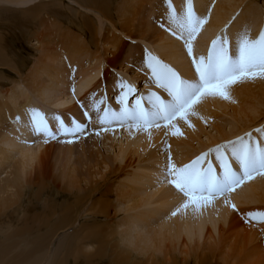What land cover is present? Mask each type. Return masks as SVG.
Masks as SVG:
<instances>
[{
  "label": "rangeland",
  "instance_id": "rangeland-1",
  "mask_svg": "<svg viewBox=\"0 0 264 264\" xmlns=\"http://www.w3.org/2000/svg\"><path fill=\"white\" fill-rule=\"evenodd\" d=\"M18 1L19 0H12V2L10 0H0V108L3 109L4 112L0 114V153L3 154L1 150L7 148L6 136L9 128L11 129V127H8L10 125L9 116L12 114H16V118V116L18 115L17 107L13 103L14 100L11 101L10 99V96L13 93L24 91L26 92V94L30 93V97L34 99L33 105L35 107L37 105L36 109L38 108L39 110L44 107V102L35 97V93L41 89L42 85L47 86L48 90H50V87L56 89H52L49 93V95H52L53 98L58 99L59 101L67 99L69 95L68 91L75 83L78 82V80H80V74L76 71L78 65L73 64V61H75V59L72 60L73 56H70L72 55L71 52L73 51V55H76V59L78 57L83 59L84 63H86L84 64V67L88 69H91L98 59H102L103 61L101 63H103V72L105 73L104 76L98 79L96 85L89 93H87L84 97L75 100L76 102L74 103L76 104V108L74 111H72V114L74 113V115L71 114V111H65L68 110V108H70L71 104L73 103H66L64 105H61L60 107L55 106L54 103H52L51 105H47V109L53 111L52 116L54 114H58L59 116L61 115V118L65 123L71 120L70 117L75 116L78 117L82 124H87L84 132L72 138L73 154L71 157H68L67 149L63 147L64 140H61L60 137L50 140V148L43 153V162H45V165L43 167L41 166V168L44 170V172H47L50 175L48 180H50L51 183L54 182L55 185L61 187L58 188L59 191L57 189H54L53 187L48 186L44 189L45 191L42 192V195L39 197V199L31 201L30 198L33 194V190L39 193V188L37 187L29 190L25 197L22 198L21 196L22 199L19 198V200L22 201L20 210L15 211L13 214H11V218L9 219H0V222H2V224L0 223V226H3L5 228L9 224L8 221H10L11 219L12 224L17 225L18 221L22 220V215L25 213V209L27 207L29 208V202H31V213H35L37 214V216H35L30 221H24L25 224L34 223L39 225L41 223H47V225H49L50 227H56L53 232L54 235L51 237L52 240H50L51 244H49V250L46 249L45 251L39 252V254L35 253V257H31L32 259L30 258L29 261H34V263L32 264H61L60 262L61 260H63L65 252L56 251V247L59 244L64 245L66 243V237L70 236L71 234H73L74 236L75 234H77L76 237L80 239L81 235L85 233L86 235H92L96 237L94 233L102 232L103 237L95 239H97L99 242H102V238H104V240L106 239V244L104 245V247L110 255L103 256V259L98 258L99 260L97 262L101 261V264H140L141 258H143L142 261H144V259H148L149 264H202V257L204 255L212 257L205 261V264H264V221L260 220L259 218L248 216V213L250 212H264V202H244V205L239 204L235 206L236 209H232L233 212L231 213V215L235 218L232 217L231 219V216L229 218L232 221L236 220L243 222V225L245 226L244 229H242L243 227H241V229L239 228L234 231L228 232V234L224 230H222L223 225L220 224V226L222 225L221 228L219 227V225H217V229L216 231H214L209 221L207 225L208 231H213V238L205 239L203 236L200 239L199 243H197L198 237H195V242L189 243L186 246L185 242L187 240V237L183 233V237H181L180 240H177L175 238L171 239V241L168 243L164 242V245L167 248L161 249L159 246L155 245L153 248L151 247L149 251L145 252L141 251L137 246L131 245L129 247V250L132 251L131 254L134 255V258H128V261H126V263H119L115 261L113 257L115 244L120 240V236H116V238L112 239V235H109V233H112L110 229H112L113 226L111 225L116 224L118 221L114 208L110 207V219L100 218L98 220L90 218V212L85 209H82L79 212V217H77L75 214V212L78 211V209H76L77 207H72L70 210H68V212H62L60 208V204L69 199V194L65 193L62 188H68L69 185H74V187L76 188L77 186H82L89 189L91 187H96L100 189L97 192H112L113 195L111 198L115 200L117 197L119 198V194L122 191L130 190L129 197L126 196V199L128 198L129 201L125 200L126 204L129 202L128 205L134 203L136 200H138L137 197L139 195L142 196V194L146 192V194L148 195L146 197L150 198L148 209H156L158 200L163 197L167 188H165L164 190L161 186V189L160 187H158V185L155 186L156 181L149 180L148 178H146V175L150 176V174L156 171L157 168H163L164 162L169 153L171 154L172 162L177 166H182L184 164L190 163L193 159H195L202 153L209 152L210 149H214L217 145L224 144L227 141H234L237 137L244 136L245 133L251 132L253 136L256 135L255 137L259 139L260 134L256 133L254 130L257 128H264V96L249 97L251 96V93H246L247 95L245 94L241 96L237 95L234 92V99H236V101L238 102H242L245 99L244 97L248 98V101L246 103H242L241 106V109H246V112L240 115H237L230 108H222L224 107L223 100L221 103L219 101L218 105L221 104V109L218 106L220 112L217 116L216 121L214 122V126H216L217 129L215 127H212L210 123H207L206 129L203 131L204 135L202 134V141H199V138H197L193 142V144L187 143L186 141H183L182 144V142L178 143L171 140L169 141V137L167 140V136L164 135L160 142H156L157 144L151 145L152 147L150 146L146 151L140 149L139 152L135 153V155L132 154L127 158H124L123 160L121 157L116 158L115 155L118 151V140H114L113 138H111L112 136L108 134L111 132V129L112 131H114L120 128V135L115 133V136H113L116 137L118 135V137L120 136L118 139L120 140V138L122 137V141L125 142V138L127 139V137L124 131H126L125 127L127 124H121V126L119 125V123H113L110 125L108 124V128L106 126L107 132L104 131L107 139L104 140L103 137L99 135V130H102L103 127L101 128V125L92 121L95 116L97 117V112L94 111L93 107L91 106V102H93L92 96L93 99L94 97H99L97 98L98 101L103 98V103L99 104V108L101 110L106 107L113 108V110L119 109L121 106L119 104V99L122 89L118 87L117 84L122 80L132 85L135 89V92L127 97L130 106L134 104L135 97H144L146 95V100L149 93H156L162 98L167 99V94L162 89L158 88L152 81L151 72L146 67L145 63L147 55L150 54L151 56L158 58L161 62L171 67L178 74H181L180 76L182 78L185 77V75L182 74L183 72L187 71L186 65L188 63L184 64V69H181L182 65L178 66V64H182L184 57L187 62L192 61V59L187 55L188 53L184 55L182 54L183 58H181L180 56L179 59L177 58L178 60H175L176 62L174 61V59H172V61L169 60V58H167V60L165 59L166 57L163 58L164 51H169L176 55H181L178 52H175L177 48L173 44H170L169 47L164 49V47L167 46L166 44L173 43L179 39L177 38V36L172 34V31L169 30L171 25L168 24L169 21L167 19V8L165 0H151L149 2L146 0H137L138 2L143 1V3L140 2L139 4H137L138 2L136 0H106L107 14L105 15L102 13L103 20L101 22H103V26L101 27H99V24L101 22L96 16L97 13L100 14V10L97 9V7L86 5L85 3H83V0H33L31 2L25 3H23L22 0L21 2ZM230 2H232L233 4L235 3L233 6L234 10L232 9L231 14L229 15V17H227L228 19H226L224 23L220 25V27L217 28L216 31H214L215 34L213 39L217 38V36L226 35L230 41L231 50L232 48H234L236 43V41L233 40H236L237 34L239 32L241 33L247 30L250 37L254 39L260 33L261 28H264L263 24L261 25V27H259L261 20L260 14H264V0H230ZM185 3L186 0H172V5L177 12L180 10V8L184 10ZM192 3L194 11L197 12L201 2L192 0ZM163 9L165 12H163ZM251 11L252 14L254 13V15L259 13L258 16H251ZM96 27L100 29L102 28V32L100 31L99 34L101 36H97L99 37L97 38V41H95V39L93 38ZM46 28L47 30H45ZM204 28L206 30V26L203 25V28L198 33V37L200 39L199 44L197 46H193V55H197L198 53L197 56L195 55V57L197 58L203 55L202 52H205L209 49L213 40H208V46L204 39L207 40L208 38H210L209 36L211 34L208 33V29L205 31ZM237 29L238 31H235ZM257 29L260 31H258ZM162 31L167 32L165 34L169 36L167 37L168 39H170V41L166 40L167 42H163L159 39ZM206 33L209 36L205 35ZM230 33H234V35H231ZM230 35L232 36V38ZM233 36L235 38H233ZM106 38H109L110 40L106 41L114 44L116 48L110 49V47L106 44L102 46L101 43H103ZM201 39L204 40L203 42H205V44H203V42H200L202 41ZM72 47H74L75 50L70 49ZM197 47L202 48L197 49ZM197 51H201L200 53L202 54H199V52ZM47 52L52 54V56L47 57ZM186 52L187 49H185L183 53ZM207 53L208 51L205 52L204 55L206 56ZM96 56H98V58H96ZM76 61H78V59ZM183 62L186 63L185 60ZM50 67L52 68V71L50 70V76L52 78L51 81L49 79V74L47 73ZM177 68H179L180 71ZM53 69L56 70L53 71ZM33 70L34 74L37 76L38 82L33 86H28L26 79H29ZM57 72L58 75H56ZM57 79L64 80V82L56 88L54 87V85H56L55 82L57 81ZM25 97L26 96L18 97L21 98V100L18 99L17 102L23 103L26 100ZM48 101L51 100L48 99ZM59 101H57V103ZM81 105H83V107ZM1 109L0 111H2ZM257 109L259 112L257 111ZM85 112L88 113V116L91 118L90 120L85 116ZM234 113L237 116H235ZM258 113L260 115H258ZM66 114L69 115L67 116ZM255 116L256 119L254 120L252 117L255 118ZM175 120H177V118L171 121V123H173ZM218 121L221 125L218 124ZM49 123L53 127V129H55L56 122L50 120ZM171 123H168L166 125L163 124V127H167V125L169 126ZM217 124L221 131H218ZM244 126L245 128H243ZM128 127L131 128L132 126L130 127L129 125ZM209 133L211 134L212 139L214 138L215 141L206 140L205 135ZM34 137L33 140L30 141L31 143H27L32 148H36V144L38 142L37 138H39L40 136H36V139ZM164 138L165 140L163 142ZM162 142L165 144V146H162ZM200 143H203V146H201ZM180 154L182 156L181 158H178L180 157ZM225 155L226 158L231 163H233L232 166L234 168H238V165L234 163V160H232L230 153H226ZM17 158L20 157L17 156L16 153V160H12L13 162L15 161L13 163L14 165L16 164V161H19L17 160ZM214 159L215 153H210L206 160L203 162V165L207 166V163L211 162L214 169L220 171L219 162ZM4 175L5 172L0 175V179L3 178ZM257 175L258 174L254 175L253 177H256ZM252 178L246 179L240 185L241 187L239 186L233 191H230V193L228 192L226 194L229 196L231 192H234L239 188L241 192L245 191L244 187L246 182L248 180H251ZM134 186H137L139 188L132 189ZM166 187L175 189L169 184H167ZM60 191L64 192V195L63 193L58 195L57 192ZM226 194L225 196L216 197L213 201H216L217 198H227L228 196ZM96 196L97 198L101 197V195ZM133 198L135 200H133ZM46 200H48L49 202ZM131 200L133 201L130 202ZM70 201L73 202L74 199L72 198L70 199ZM44 204H47L49 206H45ZM173 204H175V201H172V203L170 204L171 206L167 205L168 208H165V212H171L172 206L173 209L175 208V205ZM143 206L141 204L140 206L136 207L135 210L131 209L132 211H128L127 209L125 211H122L118 213V218H121L122 216H133L138 213L137 210L144 208ZM52 207L55 210V213L53 215L51 214L47 220L45 214L47 211L53 212ZM20 211L22 212V214L20 213ZM160 216L162 215L154 218L153 224H156V222L158 224V222H160ZM187 216L189 217L190 214H188ZM77 218H79L78 221ZM192 219H194V217ZM230 219L227 220V223L224 226L225 228H228L231 222ZM60 220H62L64 223H68L65 224V227L58 228V231L57 225H59ZM137 226L138 223L137 225H132V228L134 230L135 228L136 230H140L139 228L146 229V227H148L147 225H142L141 223L138 226L139 228ZM143 226H145V228ZM126 228L127 226L124 225L120 228V230ZM247 228L248 231L249 229H251L250 231L253 234H251L250 231L248 233ZM45 230L46 228H44L43 231ZM252 231H256V233ZM235 236H237L238 239ZM240 237L243 239H241ZM250 237L252 242L250 241ZM11 240L13 239L8 240L7 242ZM226 240H228L229 242L232 240L229 243L232 247L229 246L228 241L226 243V246ZM83 241L85 243L89 241L87 236L83 239ZM7 242L5 241L4 243ZM70 244L74 245V242ZM91 244L93 245L94 249L100 247V243L93 242ZM237 247L240 249H238ZM125 248L126 247H124V249ZM154 248H160V250H156L154 252ZM18 251L19 250L16 249L4 254V263L1 264H11L13 259L15 260L18 256ZM152 253L154 254V256H151ZM141 254H144V257H141ZM90 256L91 255H86L85 257L86 259L88 258L87 260H89ZM150 257H154L155 259H153L152 261ZM73 259L74 257L72 256V261L70 262V264H74ZM5 260L9 262H6Z\"/></svg>",
  "mask_w": 264,
  "mask_h": 264
},
{
  "label": "bare ground",
  "instance_id": "bare-ground-1",
  "mask_svg": "<svg viewBox=\"0 0 264 264\" xmlns=\"http://www.w3.org/2000/svg\"><path fill=\"white\" fill-rule=\"evenodd\" d=\"M10 1L12 2V0H10ZM31 1H33V0H22L23 3L31 2ZM146 1L149 2L151 0H146ZM197 1L201 2V4L199 5L200 7H199L198 11L196 12V14L200 17H206L207 18V24H205L204 26H206V30L208 29L207 30L208 33L211 34L210 36L207 33L205 34V35L210 37L207 40L204 39V37H203V39L207 43L208 40L213 39L214 34H215L214 31H216L217 28H219L220 25H222L224 23V21L226 19H228L227 17H229V15L231 14L232 9L234 8L233 6L235 3L233 4L232 2H230V0H197ZM232 1H234V0H232ZM18 2H21V0H19ZM140 2L143 3V1H139L137 4H139ZM13 3H15V2H13ZM83 3H85L86 5H89L91 7L92 6L97 7V9L100 10V14H98V13L96 14V16L98 17L100 22L103 20V14H105V15L107 14V12H106V7H107L106 6V0H83ZM27 4H25V5H27ZM126 4H127V2H126ZM21 6H23V5H21ZM181 11H183V10L180 8V10L178 12H181ZM163 12H165L164 9H163ZM250 13H251V16H253V17H257L259 14L258 13L256 15H254V13L252 14V11ZM251 16H249V17H251ZM260 17H261V20H260V26L259 27H261L262 24L264 26V14L263 15L260 14ZM102 23L103 22H101L99 24V27L103 26ZM168 24H167V26H168ZM45 30H47V28ZM204 30H205V28H204ZM239 30H241V29H239ZM100 31L102 32V28L101 29L98 27L95 28V32L93 35V38L95 39V41H97V38H99L97 36L100 34ZM235 31H238V29ZM258 31H260V30H258ZM165 33H167V32L162 31L159 39L163 42H165L166 40L170 41V39H168L169 36L166 35ZM230 34L234 35V33H230ZM99 36H101V35H99ZM231 38H232V36H231ZM233 38H235V37L233 36ZM106 40L109 41L110 39L106 38L105 41L103 43H101L102 46L106 44L107 46L110 47V49L116 48L114 44H112L111 42H108ZM199 40L200 39L197 35L196 39L192 42L193 46L194 45L197 46L199 44ZM204 40H202L200 42H203ZM233 41H236V40H233ZM170 44L171 45L173 44L174 46H176L178 51L175 50V52H178L181 55H178V54L176 55V54L171 53L169 51L168 52L164 51V57L163 58L166 57L165 58L166 60H167V58H169V60L174 59V61H175L177 58L179 59L180 56H181V58H183L182 56L184 54H187V52L183 53L184 50L186 49L183 40L178 39L173 43L166 44L167 46H165V47L163 46L164 49L169 47ZM203 44H205V42H203ZM232 45H234V44H232ZM208 46H209V44H208ZM201 48L197 47V49H201ZM70 49L75 50L74 47H72ZM207 51L208 50H206L205 52H207ZM48 52H50V51H48ZM197 52H199V51H197ZM200 52H199V54H202V53H203V55L205 54V52H202V53H200ZM71 53H72V55H70V56L71 57L73 56L72 60L75 59V61H73V64L78 65V68L76 66L75 67L77 68L76 71L80 74V80H78V82L75 83L72 86V88L68 91V94H69L68 98L61 100V101L53 98L52 95H49V93L51 92L52 89L53 90H56V89L50 87L49 88L50 90H48V87L44 86V85H42L41 89L35 93V97L39 98L42 102H44L43 103L44 105L42 104L44 107H42V109L40 111L45 113L49 117V121L52 120L51 116H52L53 111H51L50 109H47V105H51L52 103H54L55 106L60 107L61 105H64L66 103H73V104H71L70 108H68V110H65L66 112L71 111V114H72V111H74L76 108V104L74 103V102H76L75 100H77L81 97H84L87 93H89L94 88V86L96 85V82L98 81V79H100L105 74L103 72V63H101L103 61L102 59H98L96 61V63L94 64V66L91 69H88V68L84 67V64H86V63H84L83 59L78 57L77 58L78 61H76L77 60L75 57L76 55L75 56L73 55L74 51ZM48 54H46L47 57L52 56V54H50V53H48ZM193 54H194V52H193ZM197 55H198V53H197ZM126 57H128V56H126ZM96 58H98V56H96ZM100 58H102V57H100ZM184 58H183V61L185 60L186 63H184L182 61V64H180L179 63L180 61H179L178 66L182 65L181 66L182 68L181 67H179V68L184 69L183 68L184 64L188 63L186 65L187 71L183 72L182 75H185V77H184L185 79L191 80V79L195 78V71L193 69V65L191 64L192 61L187 62L186 59H184ZM108 60H111V59H108ZM7 63H5V64H7ZM18 63H19V61H18ZM66 63H68V62H66ZM66 63H65V65H66ZM58 66H60V65H58ZM179 68H177V69L180 71ZM59 69H61V68H59ZM50 70L52 71L51 67L49 68V71H47V73L49 74V79L51 81L52 78L50 76L51 75ZM54 70H56V69H53V71ZM56 75H58V72L56 73ZM179 75H181V74H179ZM26 81L28 83V86H33L35 83L38 82L37 76L34 74V70L31 72V76L29 77V79H26ZM63 82H64V80L57 79V81L55 82L56 85H54V87L57 88ZM146 88H147V86H146ZM229 91H230L229 99H223L219 96H204V97H202L198 103H196L195 105L192 106V108L189 109V113H194V114H187L186 113L185 118H181L179 116V117H177V120H175L169 126L167 125V127H163V124H162L159 128L150 127L147 130H140V129H137L136 127L133 128V126L132 127L130 126L131 128H129L128 123H124V124L128 125V126L126 125V127H125L126 131H124L122 129L124 131L126 137H127V139L125 138V142L122 141V137L119 140L118 138L120 136L118 137V135L116 137H114L115 133L119 134L121 132L120 128L116 129L114 131H112V129H111V132L110 133L108 132L109 133L108 135L112 136L111 138H113L114 140H118V143H117L118 146L116 145L118 147V151L115 155L116 158L121 157L123 160L124 158H127L128 156H130L132 154L135 155V153L139 152L140 149H143L144 151H146L147 148H149L151 145H154V144H157L158 142H160V140L164 137V135L167 136V140L169 137V141L171 140V141H175L178 143L182 142V144H183V141H186L187 143L193 144V142L197 138H199V141H202V137H203L202 134L204 135L203 131L206 129L207 123H210L212 125V127L216 128V126H214V124H215L214 122L216 121L217 116L220 112L219 107L221 109V106H220L221 104L218 105V102L220 101V103H221L223 100L224 107H222V108H226V109L230 108L237 115H240V114L246 112V109H241V106H242V103H244V102L246 103L248 101V98L244 97L245 99L242 102H238V101H236V99H234L235 93L237 95H241V96L245 95L246 93H251V96H249V97H253V96L254 97H263L264 96V78L256 77L253 79H248V78L241 79L239 82L231 85ZM143 94H145V93H143ZM23 96H26L25 97L26 100L25 101L23 100L24 101L23 103H18L17 102L18 99L21 100V98H18V97H23ZM145 96H144V98H145ZM87 97H89V96H87ZM97 98H99V97H97ZM97 98L94 97V99H93V96H92L93 102H91V106L93 105L94 102L98 101ZM10 99H11V101L14 100L13 103L17 107V114H18L16 117H19L20 119H19V122H17V120L15 118L16 114H12L10 116L8 115L10 117L9 118L10 125L8 127H11V129L9 128L7 136H6L7 148L4 150H1L3 152V154L0 153V175L3 172H5L4 177L0 179V219H9V218H11L10 217L11 214H13L15 211L20 210L22 201H20L19 198H21V196H22V198L25 197L29 190H32V189L37 188V187L39 188V193H37L35 190H33V194L31 195V198H30L32 201V200L39 199V197L42 195V192L45 191L44 189L47 188L48 186L53 187L54 189H57L58 191H59L58 188H61V187H58L57 185H55V183L52 180L51 181L54 184L51 183L50 180H48L50 175L47 172H44V170L41 168V166L43 167L45 165V162H43V153L46 152L50 148V140L48 142H45L43 136H40V137L38 136L39 138H37L38 142L36 144V148H32L31 146H29V144H27V143H31L30 141H32L33 137L35 136V135H33V133L29 129V126H28L29 125V117L26 114L27 109H32V108L36 109L37 105H36V107L33 105L34 99H32L30 97V93L26 94L25 91L19 92V93H16V92L13 93L10 96ZM48 99H50L51 101H48ZM57 101H59V102L57 103ZM1 110L2 111H0V114L3 112V109H1ZM257 111H258V109H257ZM9 112H10V110H9ZM236 114H235V116H237ZM66 115L68 116L69 114H66ZM72 115H74V113ZM258 115H260V114L258 113ZM60 117H61V115H60ZM91 117H93V116H91ZM65 118H66V116H65ZM70 118H71V120L68 119L69 121H67L66 124H70V122L72 121L73 118L76 121L81 123V121L78 119V117L72 116ZM252 118L255 120L256 116H255V118L254 117H252ZM0 121H1V119H0ZM92 121L99 124L97 122L96 116L93 118ZM218 124H220L219 121H218ZM218 124H217V126H218ZM119 125L121 126L120 123H119ZM106 126L107 125H104V126L101 125L100 127L101 128L103 127V128H102V130H99V135L102 136L104 140L107 139V137L104 134L105 130H103L104 128H106ZM107 128H108V126H107ZM243 128H245V126ZM177 129L179 130V133L176 135H173V133L176 132ZM218 131H221L219 126H218ZM105 132H107V131H105ZM36 136L34 137L35 139H36ZM205 136H206V140L215 141L214 138L212 139V136L210 133L205 135ZM60 138H61V140H64L63 147H65L67 149L68 157H71L73 154L72 142H67V141H69V140L72 141L73 137L62 136ZM165 138L163 139V142H164ZM115 142H117V141H115ZM206 142H208V141H206ZM211 144H212V142H211ZM200 145L203 146V143H200ZM162 146H165V144L163 143ZM16 153H17V156H19L20 158H17V160H19V161H16V164L14 165L13 163L15 161L13 162L12 160L13 159L16 160L15 159ZM181 156L182 155L180 154V157H178V158H181ZM30 169H32V170H30ZM28 171H29V173H28ZM146 178H148L149 180L156 181L155 186L156 185H158V187L161 186V187H163L164 190H165V188L168 189V190L167 189L165 190V194L163 195V197L158 200V202H157L158 204H157L156 209H152V210L148 209V204H149L150 198L146 197V196H148L146 194V192L143 193L142 196L137 195L138 197L137 196L136 197L138 198V200H136L132 204L130 203L131 205H128L129 202L126 204L125 200H128V198L126 199V196L129 197L130 190L122 191L120 193L121 195L118 193L119 198L117 197L115 200V199L111 198L113 195L112 192L111 193H109V192L103 193L102 191L97 192L100 189L96 188V187H91L89 189V188H85L82 186H77V188H76V187H74V185H69L68 188H62V190H64L65 193L69 194L68 195L69 199H67L66 201H64L60 204L61 211L62 212H68V210H70L72 207H77L76 209H78V211L75 212L77 217H79V212L82 209H85L88 212H90V218L98 220L100 218H103V219L109 218L110 219V213H111L110 207L114 208V211L117 215L118 221L116 224L111 225V226H113L112 229H110V231L112 233H109V235H112L111 236L112 239L116 238V236H120V240L118 242H116V244H115L113 257H114L115 261H117L119 263H126V261H128V258H132L134 256L133 254H131L132 251L129 250V247L131 245H135L138 248H140L141 251L145 252V251H149L150 248L151 247L153 248L155 245L159 246L161 249L167 248L164 245V242L168 243L171 241V239H175V238L177 240H180L181 237H183V233L187 237V240L185 242L186 246L189 243L195 242L194 241L195 237H198L197 243H199L200 239L203 236L205 239L206 238L207 239L213 238V233H212L213 231H208L207 225H208L209 221H210V224H211L212 229L214 231H216L217 225H219L220 228L223 225L222 230H224L226 233L234 231V230L239 229V228L241 229V227H243L242 229H244L245 226L243 225V222L231 220L232 217L235 218L234 216L231 215V213L233 212L232 211V209H233L232 205L236 206L239 204H243L244 202L245 203L264 202V175L258 174L256 177H253L251 180H248L246 182L245 187H244L245 191H243V192H241L239 190L240 189L239 188V189H237L238 191L236 190L237 192L236 191L231 192V194H229V196L226 194L228 196L227 198H217L216 201H213L208 206L202 207L199 210H194V208L190 206L186 211L181 210L176 215H172V211H174L177 208V206L182 203V201L184 199L182 197V195H179L175 189H173V188L171 189V187L170 188L166 187L167 184L159 182V180L162 179V167L157 168V170L154 171L152 174H150V176L146 175ZM161 187H160V189H161ZM137 188H139V187L134 186L132 189H137ZM158 190H159V188H158ZM64 192L60 191V192H57V194L59 195V194L63 193V195H64ZM98 193H101V194H98ZM96 195H101V197L97 198ZM72 198L74 199L73 202L70 201V199H72ZM133 200H135V199L133 198ZM133 200H131L130 202H132ZM46 201H48V200H46ZM172 201H175V204H173V205H175V208L173 209V206H172V211L171 212L169 211V213H170L169 214L168 212H165V208L167 207V205H170L172 203ZM29 203H30L29 208L27 207L25 209V213L22 215V220H19V219H21V218H19L17 225H13L12 221H11L12 219H11L10 221H8L9 224L5 223V224H8L6 226V228L3 226H0V229H2V230H0V264L4 263V254H6L7 252L16 250V249L19 250L18 251L19 253L17 256L18 259L16 257V259L14 260L13 259L14 257H13L12 259L14 262L10 259L12 261L11 264H13V263H15V264H32V263H34V261H29V260L31 257L32 258L35 257L34 256L35 253L39 254V252L45 251L46 249L49 250L48 247L50 246L49 244H51L50 240H52L51 237L54 235L53 232H54V229L56 227L55 226L50 227L49 225H47V223L46 224L41 223L39 225L34 224V223L25 224L24 221H30L35 216H37V214L31 213L32 203L31 202H29ZM43 203H45V202H43ZM141 204H142V206L144 205L143 206L144 208H142V209L137 208V209H139V210H137V212H138L137 214H135L133 216H129V217L122 216L121 218H118V213L125 211L127 209H128V211L131 209L135 210V208L140 206ZM47 206H49V205H47ZM52 210H53V212H49V211L46 212L45 215H46L47 220L51 214L53 215L55 213V210L53 209V207H52ZM20 213L22 214L21 211H20ZM188 214H190L189 217L187 216ZM159 215H162L159 218V219H161L160 222H158V224H157V222H156V224L155 223L153 224L154 218H156ZM14 216H15V214H14ZM20 217H21V215H20ZM193 217H194V219H192ZM78 219L79 218H77V221H78ZM228 219H230L231 222L229 220L230 224H229V226L227 225L228 228H225L224 226L226 225ZM0 223L2 224V222H0ZM66 223H68V222H66ZM66 223H64L62 220H60L59 225H57L58 226L57 229L65 227ZM137 223H138V226L141 223L142 225L145 224L148 227H146V229H143V228H139L137 226L140 230H138V229L136 230V228L134 230L132 228V225H134V224L137 225ZM220 224H222V225L220 226ZM124 225H126L127 228L120 230V228L123 227ZM49 227H50V229H49ZM143 227L145 228V226H143ZM44 228H46L45 231H43ZM130 228H132L133 230ZM250 230L251 229H249V231ZM58 231H59V229H58ZM247 231H248V228H247ZM249 231H248V233H249ZM252 232H254V231H252ZM250 233H251V231H250ZM254 233H256V231ZM260 233H262V232H260ZM94 234L96 235V237H94L92 235H86V233L82 234L80 239H78V237H76L77 234H75V236L73 234H71L70 236L66 237V243L64 245L59 244L56 247V251L65 252L64 256H63V260H61L60 263L61 264H70V262L72 261L71 257L73 256L74 257V259H73L74 264H83V263H85V264H89V263L101 264V261L97 262L99 260L98 258L103 259V256L110 255V254L106 251V248L104 247V245L106 244V241H105L106 239L104 240V238H102V242H99L97 239H95V238L103 237L102 232L94 233ZM251 234H253V233H251ZM257 234H259V233H257ZM232 235H230V236H232ZM86 236L89 239V241L87 243H85L83 241V239ZM240 236H242V235H240ZM232 237H234V236H232ZM235 237H237V236H235ZM245 237H247V236H245ZM2 239H4V240H2ZM10 239H13V240L7 242ZM230 239H228V240H230ZM237 239H238V237H237ZM241 239H243V238H241ZM228 240H226L225 244L227 243ZM234 240H235V238H234ZM5 241L7 243H4ZM250 241H251V237H250ZM72 242H74V245L70 244ZM93 242L100 243V247L94 249L93 245L91 244ZM230 242L228 241V244ZM161 244H163V245H161ZM226 246H227V244H226ZM229 246H230V244H229ZM124 247H126L125 248L126 250L124 249ZM230 247H232V246H230ZM160 248L159 249L154 248V252L156 250L159 251ZM238 249H240V248H238ZM88 250H90V251H88ZM91 251H94V252H91ZM86 255H91L89 257V260H87L88 258L86 259V257H85ZM143 255L144 254H141L140 256L144 257ZM93 256H95V257H93ZM151 256H154V254L152 253ZM11 257H12V254H11ZM209 258H212V257L208 256V255H204L202 257V264H205V261H207ZM150 259L153 261V259H155V258L150 257ZM142 260H143V258L140 259V261H141L140 264H149L148 259H144V261H142ZM6 262H9V261H6Z\"/></svg>",
  "mask_w": 264,
  "mask_h": 264
},
{
  "label": "snow or ice",
  "instance_id": "snow-or-ice-1",
  "mask_svg": "<svg viewBox=\"0 0 264 264\" xmlns=\"http://www.w3.org/2000/svg\"><path fill=\"white\" fill-rule=\"evenodd\" d=\"M165 4L167 19L171 25L169 30L184 41L188 56L192 59L195 78H182L171 67L148 54L146 67L151 72L153 83L167 94V99L156 93H149L146 100L142 96L135 97L134 104L130 106L127 97L134 93L135 89L121 80L118 82V87L122 89L119 99L121 106L118 110L106 107L101 111L99 104L103 103V98L92 105L100 125L128 123L140 130L159 128L162 124L171 123L178 116L185 118L186 113L194 114L189 113V109L204 96L229 99L231 85L244 78H264V28L254 39L247 30L238 33L235 46L231 50L228 37L217 36L212 40L207 55L197 58L193 55L192 42L207 23V18L196 14L192 0H186L185 8L181 12L175 10L172 0H165ZM26 114L29 117L30 131L34 135L43 136L45 142L62 136L76 137L87 127V124H82L74 118L70 124H66L58 114H54L51 119L56 122V127L53 129L48 122L49 117L39 109H27ZM85 116L91 119L87 112ZM19 119L16 117L17 122ZM103 130L106 131L107 128ZM254 131L260 134L259 139L251 132L245 133L234 141L217 145L183 166L175 165L171 154L167 155L159 182L173 186L184 198L172 215L181 210L186 211L190 206L194 210L206 207L216 197L225 196L239 187L246 179L256 174L264 175V128ZM178 133L177 129L173 135ZM213 152L219 162L220 171L214 169L211 162L207 163V166L203 165ZM226 153H230L238 168L232 166L226 158ZM232 207L235 208V205ZM248 216L264 221V212H250Z\"/></svg>",
  "mask_w": 264,
  "mask_h": 264
}]
</instances>
